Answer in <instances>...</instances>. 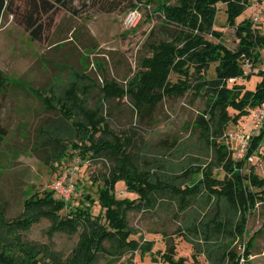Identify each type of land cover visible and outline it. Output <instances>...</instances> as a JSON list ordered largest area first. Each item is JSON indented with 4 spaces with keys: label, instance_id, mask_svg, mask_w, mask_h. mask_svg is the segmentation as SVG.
<instances>
[{
    "label": "trees",
    "instance_id": "16d2710c",
    "mask_svg": "<svg viewBox=\"0 0 264 264\" xmlns=\"http://www.w3.org/2000/svg\"><path fill=\"white\" fill-rule=\"evenodd\" d=\"M58 1L65 3V0ZM26 2L27 6L22 10L15 0H0V20L8 13L28 30L32 38L42 39L47 27L45 16L51 20L48 22L51 26L55 14L53 1ZM146 2H157L155 11L163 17L162 27L167 37L155 39L149 44L151 54L140 59L138 70L125 84L105 79L100 86L101 100L92 106L90 99L96 84L76 72L75 80L66 90V98H55L52 91H47L44 96L45 110L59 113L62 118L54 128L56 143L62 147L52 159L59 161L65 153H76L84 160L104 158L109 162L104 187L100 188L104 209L95 214L76 195L75 201L70 197L66 199L57 195L53 188L26 196L23 210L13 217L6 216L0 205V264H94L99 254L108 250L105 246L108 240L120 254L139 247L146 248L148 246L135 235L138 230L130 225L129 211L153 210L163 203L176 208L175 215L184 223L180 236L196 246L194 258L182 257L178 264H205L199 255L201 241L210 264H220L216 262L217 258L224 264H239L242 257L250 255L249 249L243 256L230 250L229 261L225 263L226 252L219 257L211 244L226 242L231 237L232 240L237 239L238 234H242L251 208L264 200V177L258 174L255 165L250 171L241 170L246 161L236 158L225 137L230 123L238 122L239 118L264 101V75L258 74L263 80L255 91L246 90L237 81L232 83L233 86L227 82L230 77L250 79L255 74L243 76V55L255 62L259 60L261 50L258 48L264 46V26L255 27L250 19L241 22L236 26L238 47L232 50L221 40V32L215 29L218 3H225L234 25V18L246 10L248 0ZM97 3L106 12L139 7L134 0H129L125 6L118 0H97ZM209 35L219 41L209 38ZM214 61L219 62L218 76L211 79L208 70ZM6 84V76L0 72V91ZM187 93L206 98V107L194 123L199 128L198 137L211 149L212 155L205 159L197 155L177 169L171 170L159 158L154 162L136 153L135 133L129 129L117 131L105 111L107 102L115 97L120 100L127 97L133 108L143 113L153 112L166 96L179 97ZM261 137H264V129ZM46 161L49 159L46 158ZM219 167L226 171L224 178H218L214 173ZM195 173H200V177L191 183ZM118 180H124L127 188L135 192L133 198L116 197L115 184ZM86 191L81 193L84 197H88ZM202 203L204 209L199 211ZM43 216L52 219L54 230L75 232L80 229L79 241L67 257L56 254L46 245L21 240V229L28 228ZM189 234L195 235L198 240ZM174 248L175 243L168 247V252L174 251Z\"/></svg>",
    "mask_w": 264,
    "mask_h": 264
},
{
    "label": "rangeland",
    "instance_id": "374dc122",
    "mask_svg": "<svg viewBox=\"0 0 264 264\" xmlns=\"http://www.w3.org/2000/svg\"><path fill=\"white\" fill-rule=\"evenodd\" d=\"M52 1L55 14L51 26L48 25L51 20L45 16L47 27L42 39L32 38L28 30L8 13L0 20V72L7 78V84L0 91V205L8 217L21 213L26 196L52 188L65 175H72L74 188L70 199L75 201L76 195L93 213L102 212L100 188L104 187V175L110 164L104 158L84 160L76 153H65L59 161L52 159L62 147L56 143L57 134L54 132L62 118L59 113L45 110V93L52 91L55 98H66V90L75 80V73L79 72L96 84L90 99V105L95 106L101 100L100 86L105 79L125 84L138 70L140 59L151 54L149 44L167 37L162 27L163 17L155 11L158 1L149 4L146 0H134L139 4L137 10L141 14L136 26H130L126 21L133 9L123 7L106 12L97 0ZM118 1L125 6L129 0ZM15 4L22 10L27 6L26 0H15ZM252 17L253 10L247 7L234 18L232 25L225 3H218L215 29L221 32V40L228 48L234 50L238 47L236 26ZM208 37L219 41L214 36ZM258 50H264V46ZM218 64V61L211 63L209 78L218 76ZM262 80L258 74H253L250 79L240 76L237 84L255 91ZM205 107L206 98L187 93L179 97L166 96L153 112L143 113L136 111L127 97L123 100L115 97L107 102L105 111L117 131L135 133L136 153L153 161L157 158L164 160L172 170L197 155L203 159L212 155L211 149L198 137L199 128L194 123ZM251 117L252 112L243 115L238 122L230 123L226 133L238 130ZM231 147L237 155L238 138L232 137ZM252 164L264 177L262 158ZM214 173L218 178H224L226 171L219 167ZM199 177L200 173H195L190 182H196ZM85 189L88 197L81 194ZM115 193L120 199L135 196L124 180L117 181ZM203 206L204 203L199 206V211L204 209ZM175 211L174 206L168 207L165 203L153 210H130V225L138 230L135 235L148 247L120 254L108 240L105 243L108 250L101 252L94 264H178L182 257L193 259L196 246L180 236L184 223ZM52 223L50 217H40L28 228L21 229V240L46 245L65 258L79 241L80 229L75 232L54 230ZM234 229L239 232L238 228ZM189 236L198 240L193 234ZM238 236L223 243L213 242L211 247L219 257L226 252L225 263L229 261L228 251L234 250L243 256L249 249L250 255L242 257L239 264H264V200L251 208L242 234ZM174 243V251L168 252V247ZM199 246L202 261L210 264L202 241Z\"/></svg>",
    "mask_w": 264,
    "mask_h": 264
},
{
    "label": "built area",
    "instance_id": "2783aa9c",
    "mask_svg": "<svg viewBox=\"0 0 264 264\" xmlns=\"http://www.w3.org/2000/svg\"><path fill=\"white\" fill-rule=\"evenodd\" d=\"M248 7L253 10V17L250 18L252 24L255 27H259L261 25L264 26V0H248ZM140 17V12L137 9H134L129 14L126 21L130 26H136L140 20ZM260 53L259 60L256 62L245 54L243 55V76H246L250 73L264 75V50H262ZM238 79L239 77H230L228 78L227 82L234 83L238 81ZM251 112L252 117L247 123L243 124L241 128L234 131L233 133L225 134V137L230 144L232 137H236L240 141V147L237 150L236 158L244 159L246 161V166L241 167L242 171H250L251 166L255 165L252 163H255L259 157H261L262 161H264V137L260 138L262 130L264 129V101ZM71 180L72 175H65L61 180L56 182L52 188L59 192L61 197L68 199L74 188Z\"/></svg>",
    "mask_w": 264,
    "mask_h": 264
}]
</instances>
